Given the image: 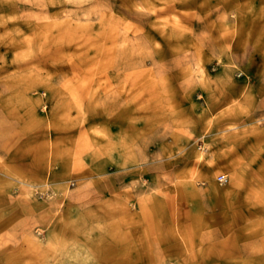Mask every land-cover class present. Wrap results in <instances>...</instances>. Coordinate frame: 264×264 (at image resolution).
<instances>
[{"label": "rangeland", "instance_id": "374dc122", "mask_svg": "<svg viewBox=\"0 0 264 264\" xmlns=\"http://www.w3.org/2000/svg\"><path fill=\"white\" fill-rule=\"evenodd\" d=\"M254 176L264 0H0V264H264Z\"/></svg>", "mask_w": 264, "mask_h": 264}, {"label": "crops", "instance_id": "0c3cea01", "mask_svg": "<svg viewBox=\"0 0 264 264\" xmlns=\"http://www.w3.org/2000/svg\"><path fill=\"white\" fill-rule=\"evenodd\" d=\"M255 179H257V186L255 188L254 187H250L246 193V199H248V204H252L249 206V210H261V206L263 207L262 205V202H261V199H264V191L263 190H260L259 188H261L260 185V182L262 181V179L264 180V176H254ZM238 193V192H236ZM150 198L149 197H137L135 198L136 200V204H137V208H130L128 207V205L126 204V202H120L119 205L121 204V210H152V207L150 205ZM228 200V203L229 202V198H226ZM125 203V204H124ZM258 203L259 206H257V208H254L255 206ZM231 205V204H230ZM229 208V206H228ZM228 210H231L230 208Z\"/></svg>", "mask_w": 264, "mask_h": 264}, {"label": "built area", "instance_id": "2783aa9c", "mask_svg": "<svg viewBox=\"0 0 264 264\" xmlns=\"http://www.w3.org/2000/svg\"><path fill=\"white\" fill-rule=\"evenodd\" d=\"M226 178H227V176H226L225 173H221V174H219L218 177H217L218 181H220V182H221V181H225Z\"/></svg>", "mask_w": 264, "mask_h": 264}]
</instances>
